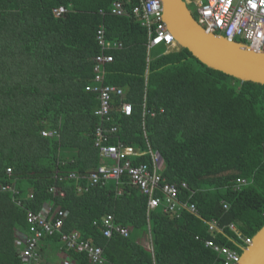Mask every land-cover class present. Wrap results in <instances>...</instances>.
I'll return each instance as SVG.
<instances>
[{
  "label": "trees",
  "instance_id": "trees-1",
  "mask_svg": "<svg viewBox=\"0 0 264 264\" xmlns=\"http://www.w3.org/2000/svg\"><path fill=\"white\" fill-rule=\"evenodd\" d=\"M114 1L0 0V182L15 184L22 200L19 206L11 192H0V264H20L15 242L28 232L27 210L47 202L67 212L64 231L103 247V264H223L206 240L242 254L244 238L264 226V84L213 69L187 48L166 53L162 44L149 52L148 29L133 11L139 0L125 4L127 15L111 14ZM59 7L67 11L57 16ZM101 23L109 39L124 44L111 52L105 82L122 87L134 105L131 116L115 113L119 131L110 143L120 139L142 152L131 157L139 165L151 163L149 142L163 159V177L187 183L180 199L196 203L198 214L183 210L176 217L161 207L148 213L147 195L127 174L78 193L89 184L86 174L106 160L93 140L99 100L85 88L93 83ZM145 90L148 108L158 113L143 118ZM44 129L60 137L43 136ZM72 172L81 178H69ZM238 177L249 183L235 189ZM109 214L131 229L127 237L104 236L101 220ZM212 219L221 228L216 233ZM143 233L152 252L139 240ZM40 247L44 257L54 247L75 264H93L59 233Z\"/></svg>",
  "mask_w": 264,
  "mask_h": 264
},
{
  "label": "built area",
  "instance_id": "built-area-1",
  "mask_svg": "<svg viewBox=\"0 0 264 264\" xmlns=\"http://www.w3.org/2000/svg\"><path fill=\"white\" fill-rule=\"evenodd\" d=\"M130 0H115L111 7L113 15H127L125 4ZM189 4L195 5V10L191 9L196 20L207 30L218 36L234 42H242L254 49L264 51V0H186ZM65 7L55 9L56 15L65 13ZM134 13L138 16L143 26L148 29L147 50L150 52L156 46L165 45L166 53L178 47L174 34L169 30L164 20V10L161 0H139L134 6ZM99 13L107 14V11L100 9ZM96 41L100 48V52L93 58V83L86 85V90L97 95L99 106L94 110V114L99 118V124L93 133L94 146L98 149L100 156L112 163L102 162L100 166L86 174L89 182L88 185H79L78 193L86 191L90 186L104 184L110 179L117 181L127 174L131 183L139 188V190L148 197L147 212L161 207L165 213L179 217L183 210H189L198 214L196 203L183 201L180 199V188H187L186 182L181 184L167 181L161 171L163 168V159L158 151H154L148 142V154L151 157V163H141L135 165L132 163L131 157L141 156L142 152L128 147L120 139L117 142L110 143V140L117 137L119 125L115 120V113L121 112L126 116H131L134 111V105L126 99L124 89L117 85L105 82L107 75V66L114 60V54L111 52L122 49L123 42L119 40L109 39L106 35L104 23H101L97 29ZM119 100L118 105L115 99ZM142 116L150 114L155 116L158 111L151 110L147 106L146 90L143 100L140 104ZM160 109L159 112H163ZM42 135L47 137H60L57 129H44ZM7 172L11 173V168H7ZM69 178L75 180L81 176L77 173H69ZM60 181L67 178L59 176ZM249 182L246 178L238 177L233 182L235 189L247 185ZM50 191L57 193V186L54 185ZM0 192H11L13 201L22 206V200L16 195L19 190L12 183L0 182ZM61 196L65 195L64 190H60ZM33 195L30 194V198ZM224 207H228L224 203ZM67 212L60 206H54L52 203H44L39 211L32 209L27 210L28 232L21 233L17 239L16 249L20 264H50L46 262L40 247V241L48 235L59 233L61 240L67 248L73 247L77 252L86 253L88 260L93 264H103L106 259L103 255V247L93 244L90 240L82 239L79 232L63 230L64 219ZM103 234L111 237L117 233L127 237L131 229L129 227L117 224L112 214L106 215L101 220ZM94 224H99L95 221ZM231 229H235L234 224H230ZM209 230L216 233L221 230L217 219L209 221ZM150 237V235H149ZM151 240V238H150ZM246 244L252 242L251 237L244 238ZM206 246L211 247L224 257L223 264H237L240 260V254L227 246L218 245L212 239L205 241ZM153 251L152 243L148 247ZM59 264V263H58ZM60 264H75L70 257L66 256L65 261Z\"/></svg>",
  "mask_w": 264,
  "mask_h": 264
},
{
  "label": "water",
  "instance_id": "water-1",
  "mask_svg": "<svg viewBox=\"0 0 264 264\" xmlns=\"http://www.w3.org/2000/svg\"><path fill=\"white\" fill-rule=\"evenodd\" d=\"M164 20L179 49L187 48L207 66L242 81L264 84V51L208 32L185 0H161ZM237 264H264V226L253 236Z\"/></svg>",
  "mask_w": 264,
  "mask_h": 264
},
{
  "label": "rangeland",
  "instance_id": "rangeland-1",
  "mask_svg": "<svg viewBox=\"0 0 264 264\" xmlns=\"http://www.w3.org/2000/svg\"><path fill=\"white\" fill-rule=\"evenodd\" d=\"M189 8H191L194 11L195 10V5L194 4H189ZM157 49H158V47L152 49L154 54L157 53ZM176 49L178 50L179 47L175 48L174 50H176ZM171 51H173V49ZM19 237H21V236L18 234L17 235V239H19ZM139 240H140L141 243H143L147 247H149L150 244H151V240H150L149 234H145V233L141 234L139 236ZM60 253L62 254L61 251H60ZM56 255L61 257V255L59 253H57ZM48 261L52 262V259L49 258ZM50 264H52V263H50Z\"/></svg>",
  "mask_w": 264,
  "mask_h": 264
},
{
  "label": "crops",
  "instance_id": "crops-1",
  "mask_svg": "<svg viewBox=\"0 0 264 264\" xmlns=\"http://www.w3.org/2000/svg\"><path fill=\"white\" fill-rule=\"evenodd\" d=\"M104 163H107L108 164V163H112V162H110L108 160H105ZM113 182L114 181H110L109 182V185H111ZM19 234H21V233H19ZM51 249L52 250L49 253L48 252L46 253V257H44L45 259H49V258L52 259V262H49L48 261V263L58 264L60 261L63 262V260L65 259V256H62V254L60 253V250L54 249V247L51 248ZM57 253H59L61 255V257L60 256H57L56 255Z\"/></svg>",
  "mask_w": 264,
  "mask_h": 264
},
{
  "label": "clouds",
  "instance_id": "clouds-1",
  "mask_svg": "<svg viewBox=\"0 0 264 264\" xmlns=\"http://www.w3.org/2000/svg\"><path fill=\"white\" fill-rule=\"evenodd\" d=\"M185 1H186V0H185ZM186 2H187V1H186ZM187 4H188V6H189V3H187ZM55 9H56V8L53 9L54 13H55ZM190 9H191V8H190ZM55 14H56V13H55ZM57 16H58V15H57ZM19 235H20V234H19ZM252 238H253V237H252ZM16 243H17V240H16V242H15V247H17V246H16ZM248 245H249V244H248ZM16 251H17V249H16ZM42 254H43V253H42ZM43 256H44V255H43ZM240 256H241V254H240ZM45 260H46V262H48V259H45ZM64 261H65V259L63 260V262H64Z\"/></svg>",
  "mask_w": 264,
  "mask_h": 264
}]
</instances>
